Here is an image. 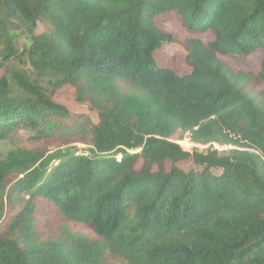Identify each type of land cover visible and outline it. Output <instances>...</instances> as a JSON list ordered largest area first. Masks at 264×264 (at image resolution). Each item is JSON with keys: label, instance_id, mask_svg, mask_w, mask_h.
I'll use <instances>...</instances> for the list:
<instances>
[{"label": "trees", "instance_id": "obj_1", "mask_svg": "<svg viewBox=\"0 0 264 264\" xmlns=\"http://www.w3.org/2000/svg\"><path fill=\"white\" fill-rule=\"evenodd\" d=\"M169 12L213 33L180 42L188 74L155 59ZM15 19L32 68L87 111L20 72L12 93L0 63V264H264V57L220 58L264 50V0H0L2 60Z\"/></svg>", "mask_w": 264, "mask_h": 264}, {"label": "rangeland", "instance_id": "obj_2", "mask_svg": "<svg viewBox=\"0 0 264 264\" xmlns=\"http://www.w3.org/2000/svg\"><path fill=\"white\" fill-rule=\"evenodd\" d=\"M157 26L164 32L171 33L176 40L174 43L164 44L159 50L155 52V59L158 64L161 66L169 67L173 69L178 74H188L190 72V67L185 60V51L180 45L182 40L188 38H199L203 42H208L213 38V33L211 31L207 32H189L187 31L181 23L179 16L173 12L166 13L164 15L158 16L155 18ZM6 29L12 38V43L16 50L19 52V55H12L6 60H2L0 55V63L2 72L6 73V77L9 80L10 88L12 93H20V89L17 86L16 81L13 79L14 72L23 73L28 79L37 81L47 93H51L53 100L58 103L63 104L68 109L73 111H87L86 104H78L75 101L74 89L69 86H62L60 88H53L52 76L49 74H39L36 72L28 58L27 53H24V50L28 46V25L18 19L9 20L6 23ZM41 30L38 27L35 31L39 32ZM2 46H0V49ZM264 57V50H257L253 54L247 57H238V56H229V55H220V58L231 66L235 70H244L249 72L257 73L260 70L261 60ZM92 116L96 118L94 113H91ZM184 150H191L192 147L199 146V148H204L207 145H198L193 144L190 141L185 140H176ZM16 144V143H14ZM9 141L0 140V158L7 156V153L11 147L14 145ZM19 146H24L25 148L32 149L35 146L31 142H21L17 143ZM218 149H227L230 146L228 145H218L214 144ZM81 148L84 145L78 144ZM183 170H188L192 162L190 160L181 161L177 164ZM108 262L111 264H127L124 260L120 258L109 259Z\"/></svg>", "mask_w": 264, "mask_h": 264}, {"label": "built area", "instance_id": "obj_3", "mask_svg": "<svg viewBox=\"0 0 264 264\" xmlns=\"http://www.w3.org/2000/svg\"><path fill=\"white\" fill-rule=\"evenodd\" d=\"M185 140L189 141L187 137L184 138ZM195 145V144H194ZM215 146V145H214Z\"/></svg>", "mask_w": 264, "mask_h": 264}]
</instances>
